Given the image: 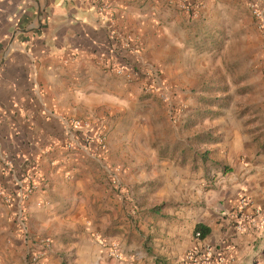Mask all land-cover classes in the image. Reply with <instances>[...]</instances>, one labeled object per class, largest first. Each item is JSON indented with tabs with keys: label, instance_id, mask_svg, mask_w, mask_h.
Instances as JSON below:
<instances>
[{
	"label": "crops",
	"instance_id": "0c3cea01",
	"mask_svg": "<svg viewBox=\"0 0 264 264\" xmlns=\"http://www.w3.org/2000/svg\"><path fill=\"white\" fill-rule=\"evenodd\" d=\"M250 3L264 9L0 0V264H187L226 244L235 264H264V221L238 233L233 220L244 196L264 216V111L248 114L264 30ZM257 63L264 83V52Z\"/></svg>",
	"mask_w": 264,
	"mask_h": 264
},
{
	"label": "built area",
	"instance_id": "2783aa9c",
	"mask_svg": "<svg viewBox=\"0 0 264 264\" xmlns=\"http://www.w3.org/2000/svg\"><path fill=\"white\" fill-rule=\"evenodd\" d=\"M181 7L183 9H189V6L187 4H181ZM250 10L253 18L256 21L257 28L260 30H264V9L255 5L254 3H250ZM121 70H119L120 72ZM148 91H152V88L149 87L147 88ZM159 96L163 100H167L169 97L168 90L167 89H162L159 92ZM74 127H79V126H87L88 122L85 120H79V119H72L70 122ZM95 140L97 143L101 146L104 147L105 141L102 135L96 134L94 136ZM79 145V142L75 140L74 138L68 142L67 147L69 149H75ZM28 178L31 177L30 175L27 176ZM112 184H116V180L111 181ZM27 185H25L26 187ZM22 187L19 196L20 199L23 198L25 189L26 193L30 190H33L36 188L35 184L28 185L27 188ZM1 193V192H0ZM6 201H10L9 196L4 197ZM247 208L249 211H246ZM233 220L235 222L234 228L238 233H243L249 230H255V229H260L262 227V223L264 221V216L262 214V210L260 207L257 206H252V202L250 198L248 197H242L239 199L238 207L236 212L233 214ZM195 236L198 238H201V231H196ZM43 243L47 244L49 242L48 238H45L42 240ZM202 250V251H201ZM110 253L119 258L120 254L118 252V247L116 243H111L110 244ZM213 254V251L210 248H205V249H198L194 248L191 251H189L186 254V260L188 262H191V264H209L210 258ZM40 254H33L32 255V260L36 261L38 259Z\"/></svg>",
	"mask_w": 264,
	"mask_h": 264
},
{
	"label": "rangeland",
	"instance_id": "374dc122",
	"mask_svg": "<svg viewBox=\"0 0 264 264\" xmlns=\"http://www.w3.org/2000/svg\"><path fill=\"white\" fill-rule=\"evenodd\" d=\"M264 52V45L262 43H259V50L256 53V48L251 46L250 50V88H249V98H250V103L249 105V115L251 116L254 114L255 111L259 112V115L261 112L264 111V83L262 80V73L259 70L258 67V56L260 54H263ZM226 58V56H225ZM224 62V61H223ZM239 65V64H238ZM237 67V64L234 63V68ZM233 71V69H231ZM232 76H235V72ZM226 78V77H225ZM231 75H230V83H233L231 81ZM225 83V80L224 82ZM224 89L227 87L224 84H220ZM232 90H236V88H230ZM238 92V90H236ZM209 94H212L209 92ZM257 98V99H255ZM204 106V105H203ZM258 106V107H257ZM258 115V117H259ZM205 249V248H210V247H205V246H200L198 249ZM213 251V254L210 258L209 264H235L237 257L233 254V246L231 244H226V246L222 247L221 250L217 251L213 248H210ZM191 251V250H190ZM202 251V250H201ZM189 252V251H188ZM187 252V253H188ZM257 254L258 256L259 249L256 247H251L250 253L249 254ZM250 257V255H249ZM186 260V257H185ZM257 260V257L252 259L251 264H254V262ZM187 264H191V262H188L186 260Z\"/></svg>",
	"mask_w": 264,
	"mask_h": 264
},
{
	"label": "trees",
	"instance_id": "16d2710c",
	"mask_svg": "<svg viewBox=\"0 0 264 264\" xmlns=\"http://www.w3.org/2000/svg\"><path fill=\"white\" fill-rule=\"evenodd\" d=\"M206 100H208V99H206ZM210 102L209 101H207V102H205V104H209ZM198 229L201 231V236H204V235H206V233L208 232V230H207V228H205V227H198Z\"/></svg>",
	"mask_w": 264,
	"mask_h": 264
}]
</instances>
